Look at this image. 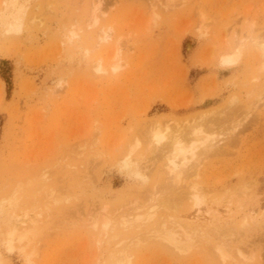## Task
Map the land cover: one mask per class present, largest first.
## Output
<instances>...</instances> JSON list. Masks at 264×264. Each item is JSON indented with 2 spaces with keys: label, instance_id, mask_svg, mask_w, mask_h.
<instances>
[{
  "label": "rangeland",
  "instance_id": "obj_1",
  "mask_svg": "<svg viewBox=\"0 0 264 264\" xmlns=\"http://www.w3.org/2000/svg\"><path fill=\"white\" fill-rule=\"evenodd\" d=\"M95 1L0 0V264H264V52L220 59L264 41V0ZM202 138L175 185L173 148ZM164 220L200 227L191 250Z\"/></svg>",
  "mask_w": 264,
  "mask_h": 264
},
{
  "label": "bare ground",
  "instance_id": "obj_2",
  "mask_svg": "<svg viewBox=\"0 0 264 264\" xmlns=\"http://www.w3.org/2000/svg\"><path fill=\"white\" fill-rule=\"evenodd\" d=\"M99 0H96L95 2H98ZM95 6V5H94ZM99 6V5H98ZM95 6L94 9H98L99 7ZM98 7V8H96ZM93 9V10H94ZM97 11V10H94ZM92 19L90 20V26H94L97 24L98 22V18L95 16V12L93 13V16H91ZM203 17V16H202ZM14 29V28H13ZM17 30V28H15ZM252 32V31H251ZM101 36H99L98 38V43H105V42H109L113 36V29L111 27L107 28V29H102L101 30ZM262 36H258V37H252L251 34L249 33L246 37H241L239 38L237 41H234L233 45L231 46L233 49L228 48V50L220 55V59L222 62H232L237 60L238 58V53L240 48L245 44L244 41L248 40L251 42L253 48L255 49V51L259 54L262 55V52H264V41L262 39ZM235 40V39H234ZM246 42V41H245ZM118 51H114V55L112 56V58L114 60H116V57ZM111 57V56H110ZM110 57L108 59H110ZM99 59V58H98ZM101 60V59H99ZM118 61V60H117ZM119 63V62H118ZM100 64V63H99ZM105 64V63H104ZM102 66V65H101ZM107 66V65H106ZM114 69L113 70H117L118 68H120L121 66L119 65H115L113 66ZM106 68V67H105ZM112 68V67H111ZM112 70V71H113ZM160 127V126H159ZM155 128L152 130L151 132V142L157 144V145H161L162 142H164L165 139H167L166 137V129L165 128ZM150 132V131H149ZM166 132V133H165ZM181 139V138H180ZM169 140V139H167ZM150 141V140H148ZM176 141V140H174ZM170 142V141H169ZM190 142V141H189ZM188 142V143H189ZM167 143V142H166ZM166 143L164 142V144L166 145ZM187 143V144H188ZM154 144V145H155ZM164 144L161 145V147L164 146ZM169 144V143H168ZM173 144V143H172ZM170 144V145H172ZM169 145V146H170ZM173 146V145H172ZM170 146V147H172ZM213 142L212 139H208V138H202V139H198L196 140L194 143H192V145L187 146L184 145L180 142H177L176 146L173 148V156L171 159H168V164H166V168H167V172H169L171 175L170 177L171 180H173L175 182V185H180V183H182V181L184 182L185 179H188L187 177L183 179V175L186 174V170L188 169L187 165H188V161L189 160H193V161H197V157L201 154V153H206L208 151H211V149L213 148ZM165 148V147H164ZM170 151V150H169ZM172 151V149H171ZM199 163V160H198ZM196 166V164H195ZM198 167V166H197ZM190 170V169H189ZM187 170V171H189ZM185 177V176H184ZM46 179V178H45ZM84 179V177H83ZM186 181V180H185ZM190 184V183H189ZM173 188V187H172ZM187 188H189V191L187 192L188 196L190 197L191 200V204L192 206L190 207L191 209L199 203V201L202 199L203 196V190L201 188L198 187V185L196 183H192L189 186H187ZM61 189V188H60ZM59 189V190H60ZM178 190V189H176ZM175 190V191H176ZM174 191V192H175ZM51 192V191H50ZM61 193V192H60ZM176 193V192H175ZM49 194V193H48ZM57 194V193H56ZM55 194V195H56ZM63 194V193H62ZM49 196V195H48ZM59 196V195H57ZM54 197L53 200L55 202V204L59 202V197ZM47 197V196H46ZM154 197V196H153ZM172 197V196H171ZM170 197V198H171ZM188 197V199H189ZM162 198V197H161ZM52 199V198H51ZM66 199V198H65ZM52 200V201H53ZM151 201H154L155 198H150ZM62 201V200H61ZM203 204V203H202ZM165 207V206H164ZM46 208V207H45ZM148 208V207H147ZM152 209V207H150ZM153 212V210H152ZM124 213V212H123ZM129 214V213H128ZM153 214V213H152ZM143 215H145L143 213ZM136 216V215H135ZM139 216H142V214H139ZM123 217V216H122ZM145 217V216H144ZM147 217V216H146ZM173 217V216H172ZM135 218V217H134ZM133 218V219H134ZM138 217H136V221L139 219H137ZM195 218V217H194ZM101 219V218H100ZM132 219V220H133ZM145 220L147 221L149 219L148 218H141V220ZM175 219V218H174ZM196 219V218H195ZM162 220V219H161ZM140 221V219H139ZM177 221V220H176ZM247 221V220H246ZM98 222V221H97ZM133 222V221H131ZM135 222V221H134ZM144 222V221H143ZM165 220L158 223L159 225L157 226L156 229L151 230V233L155 236V237H159L161 239H163L164 241H166L168 244H171V247H174L175 250L179 251V252H184L188 249L191 250L192 244L195 243V239L197 236L196 234H198L200 231V227L198 225H195L193 227L190 228V230H188V228L186 227V223L182 224H177L176 227H171V228H164V224H165ZM130 223V219L129 216L127 218H125L123 224H128ZM248 223V222H247ZM246 223V224H247ZM96 224V223H94ZM110 224V218H107L106 216H103L102 221H101V231L103 232ZM98 225V224H97ZM94 226V225H93ZM99 226V225H98ZM95 227V226H94ZM156 227V226H155ZM179 229L181 230L180 232H182V236L185 237V239H181L179 238V234L176 232L177 230L175 229ZM148 232V231H147ZM145 234V233H144ZM203 235V234H202ZM149 236V235H148ZM150 237V236H149ZM200 237V236H198ZM16 239V238H15ZM140 239V238H139ZM162 240V241H163ZM143 241V240H142ZM197 241V240H196ZM222 246V245H221ZM218 247V246H217ZM118 248V247H117ZM122 249V248H121ZM217 249V248H215ZM218 253L220 254L219 257L222 258H228V254L227 252L221 247H219L218 249ZM126 251V250H125ZM119 252V253H118ZM116 254L117 255H111L108 259H106L104 262H102V264H130L129 262V258L128 256L122 251H118ZM115 253V252H114ZM241 253V252H240ZM243 254V253H242ZM241 255V254H240ZM225 258V259H226ZM231 259V258H230ZM240 259H243L240 257ZM259 263V262H258Z\"/></svg>",
  "mask_w": 264,
  "mask_h": 264
}]
</instances>
